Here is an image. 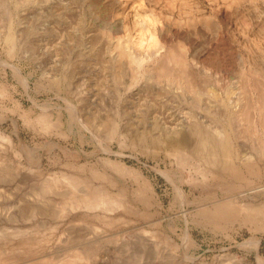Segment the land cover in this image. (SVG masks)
Instances as JSON below:
<instances>
[{
    "label": "rangeland",
    "instance_id": "rangeland-1",
    "mask_svg": "<svg viewBox=\"0 0 264 264\" xmlns=\"http://www.w3.org/2000/svg\"><path fill=\"white\" fill-rule=\"evenodd\" d=\"M0 17V33L15 34L13 47L0 42V264H264V224L216 201L264 199V0H0ZM43 114L60 124L44 128ZM186 121L224 129L255 163L236 160L211 178L218 186H200L157 148ZM98 186L132 209L69 205Z\"/></svg>",
    "mask_w": 264,
    "mask_h": 264
},
{
    "label": "bare ground",
    "instance_id": "bare-ground-1",
    "mask_svg": "<svg viewBox=\"0 0 264 264\" xmlns=\"http://www.w3.org/2000/svg\"><path fill=\"white\" fill-rule=\"evenodd\" d=\"M1 18V17H0ZM1 20V19H0ZM6 27V26H5ZM7 29H8V27H7ZM2 29H0V31H1ZM17 36V35H16ZM14 37H15V34H14V32L11 30V29H9L6 33H4V34H2V33H0V42L2 43V41L5 43L6 42V44H8V46L9 47H13L14 46V44H15V40H14ZM17 37H19V36H17ZM152 39V38H151ZM17 40V39H16ZM150 42H151V40H150ZM154 45H155V51H157V53L162 49V44H159L158 43V41L157 42H155L154 43ZM2 47V46H1ZM169 48V47H168ZM10 49V48H9ZM15 49V48H14ZM13 50V49H12ZM165 50V49H164ZM168 52H171V49H168ZM173 52V51H172ZM156 53V54H157ZM168 54V53H167ZM171 54H173V53H171ZM170 54V56H172ZM148 55V54H147ZM169 55V54H168ZM180 55H181V52H180ZM174 56H176L175 54H174ZM143 57V56H142ZM173 57V56H172ZM147 58V57H146ZM164 58V57H163ZM177 60L176 59H174V60H176L178 63H179V65H180V67H182L181 69H180V71L182 72V74L184 75L183 76V78L185 79V80H182L183 81V83H185V86H186V84L188 85V84H191V83H193L194 84V82H195V80H196V78H195V80H193L194 79V77L192 76L193 74H191V72H189L188 71V69H189V67H188V69L186 68V61H185V58L184 57H178V55H177ZM196 58V57H195ZM141 59V58H140ZM144 59V58H143ZM165 59V58H164ZM170 59V58H169ZM172 59V58H171ZM139 60V59H138ZM167 60V59H166ZM166 60H164V61H166ZM1 61V60H0ZM3 62V61H2ZM167 62V61H166ZM187 62H188V60H187ZM197 62V61H196ZM3 63H6V65L8 64L6 61H4ZM3 63H0V64H3ZM169 63V62H168ZM177 63V64H178ZM170 64V63H169ZM152 65H154V64H152ZM9 66H10V64H9ZM12 66V65H11ZM149 66V65H148ZM159 66H160V69L164 72H168V69H166L165 67H164V64H159ZM167 66H171V65H168L167 64ZM12 67H14L13 69H14V71H15V74L16 75H19V69H18V66H12ZM154 68V67H153ZM170 68V67H169ZM156 69V68H155ZM172 69V68H171ZM170 69V70H171ZM174 69V68H173ZM148 70V69H147ZM160 71V70H159ZM175 71V70H174ZM195 71V70H194ZM157 72V71H156ZM163 72H161L160 74H162ZM177 72H178V70H177ZM177 72H175V75H176V73ZM174 73V72H173ZM180 73V72H179ZM166 74V73H165ZM171 74V73H170ZM54 76H55V73L53 74ZM57 75V74H56ZM69 75V74H68ZM51 76V75H50ZM62 76H64V75H62ZM161 76V75H160ZM165 76V75H164ZM170 76V75H169ZM171 77H172V75H171ZM55 78V77H54ZM170 78V77H169ZM181 78V77H180ZM248 78H249V76H248ZM177 79V78H176ZM198 79V78H197ZM243 79H245V78H243ZM181 80V79H180ZM194 81V82H193ZM245 83V82H244ZM175 84H177V83H175ZM179 84V83H178ZM177 84V85H178ZM246 84V83H245ZM245 84H243V85H245ZM180 86V85H179ZM184 86V85H183ZM181 87V86H180ZM189 87V86H188ZM191 87V86H190ZM194 87V86H193ZM243 87V86H242ZM6 88V87H5ZM248 87H246V89H247ZM2 89V88H1ZM186 89H188V88H186ZM244 89H245V87H244ZM243 90V89H242ZM251 91V90H250ZM263 91V90H262ZM248 92V91H247ZM246 92V93H247ZM261 93H263V92H261ZM248 95L250 94V93H247ZM262 95H264V94H262ZM243 96L244 95H242V98H243ZM236 97V96H235ZM246 97V96H245ZM239 99H240V97H238ZM237 98V99H238ZM233 99V98H232ZM249 99V98H248ZM261 99H262V96H261ZM245 101H247V100H245ZM263 101V100H262ZM15 102V101H14ZM243 103H244V101H242ZM261 102V101H260ZM247 104H248V102H247ZM250 104H252V103H250ZM249 104V105H250ZM241 106L243 105V104H240ZM263 105V104H262ZM130 106H131V104H130ZM244 106V105H243ZM247 106V105H246ZM264 106V105H263ZM16 107L18 108V105L16 104ZM20 107V106H19ZM133 107H135V106H133ZM248 107V106H247ZM250 107V106H249ZM248 107V108H249ZM243 108V107H242ZM242 108H241V110H242ZM246 108V107H245ZM76 109V108H75ZM143 109H145V108H143ZM185 109V108H184ZM244 109V108H243ZM247 109V108H246ZM260 109V108H259ZM181 110V109H180ZM250 110V109H249ZM69 111V110H68ZM185 111V110H184ZM187 111V110H186ZM189 111V110H188ZM73 112V111H72ZM144 112V111H143ZM190 112V111H189ZM188 112V113H189ZM192 112V111H191ZM243 112V111H242ZM241 112V114H240V116L243 114ZM43 113V112H42ZM44 113H45V111H44ZM48 113V112H47ZM74 113V112H73ZM183 113V112H182ZM181 113V114H182ZM185 113V112H184ZM183 113V114H184ZM253 113V112H252ZM264 113V112H263ZM69 114H71V113H69ZM187 114V113H186ZM185 114V115H186ZM250 114H251V112H250ZM261 114V113H260ZM46 115V116H45ZM43 114V115H41L40 117H39V121H40V123H41V125L44 127V128H48L49 126H54V125H58V124H60V121L58 120V119H53V120H51V118H49L48 116H47V114ZM75 115V114H74ZM73 115V116H74ZM239 115V114H238ZM253 115V114H252ZM251 115V116H252ZM51 116V115H50ZM182 116V115H181ZM188 116H190V115H187V119H190ZM198 116V115H197ZM248 116H250V115H248ZM261 116H263V115H261ZM58 117V116H57ZM72 117V116H71ZM84 117V116H83ZM82 117V118H83ZM182 117H184V116H182ZM191 117V116H190ZM195 117V116H194ZM186 118V117H185ZM192 118V117H191ZM197 118V117H196ZM252 118V117H251ZM74 119H75V117H74ZM183 119V118H182ZM181 119V120H182ZM193 119V118H192ZM192 119H190L191 121H192ZM195 119V118H194ZM239 118L237 117V115H235L234 116V120H235V122L236 123H238L237 121H239L238 120ZM100 120V119H99ZM99 120H97V121H99ZM185 119H183L182 121H184ZM204 120V119H203ZM208 120V119H207ZM255 120V119H254ZM92 121H93V119H92ZM102 121V120H101ZM196 121H198V120H196ZM86 122V121H85ZM205 122V121H204ZM246 122V121H245ZM250 122V124H253V123H251V121H249ZM83 123V122H82ZM102 123V122H101ZM206 123V122H205ZM208 123H209V121H208ZM87 125L89 124V123H86ZM95 124V123H94ZM201 124H202V122H201ZM210 124V123H209ZM221 124V123H220ZM246 124V123H245ZM86 125V126H87ZM110 125V124H109ZM119 125V124H118ZM85 126V127H86ZM90 126V125H89ZM181 126V125H180ZM184 126H185V128H186V131L185 132H183L182 130H175V131H173V132H171V133H168L167 132V134L162 138L161 137V139H157V142H158V146H157V148H159V147H161V148H164V150H165V152L166 153H168L169 154V156L171 155L173 158H169V159H175L176 160V162H177V164H179V165H181V166H187V168L188 167H193L194 169H195V172H197V174L198 175H193V176H195L194 177V181L195 182H199V184H200V186H203V187H208V186H212L214 183L211 181L212 179V177L214 178V177H216L220 172H221V170L223 169V168H229L230 166H236L237 164H236V160L238 161V163L240 162V163H242L243 165H249L250 163H252V162H254L255 163V158L256 157H252V156H250V155H245V154H240V152L239 151H237V148H232V143H231V135H229V134H227V132L224 130V129H222V128H219V126H218V128H210V126L209 127H207V126H203V125H198L197 123H191L190 121H186V124H184ZM223 126H225V125H223ZM247 126V125H246ZM250 126V125H249ZM58 127H60V125L58 126ZM156 127V126H155ZM215 127V126H214ZM230 127V126H229ZM239 127V126H238ZM97 128H99V127H97ZM232 128V127H231ZM58 130V129H57ZM93 130V129H92ZM91 130V131H92ZM128 130V129H127ZM232 130V129H231ZM94 131V130H93ZM107 131V130H106ZM113 134H117V133H120L121 132V130L119 131L117 128H112V131H111ZM239 132V131H238ZM7 133V132H6ZM92 133V132H91ZM94 133V132H93ZM230 133V132H229ZM0 134H2V131H1V133ZM10 134V133H9ZM96 134V133H95ZM94 134V135H95ZM123 134V133H122ZM121 134V135H122ZM161 134V133H160ZM162 135V134H161ZM164 135V134H163ZM96 136V135H95ZM2 137H4L5 139H6V141L7 142H10L11 143V145H14V144H12V137L10 136V135H4L3 134V136ZM143 137V136H142ZM115 138V137H114ZM237 138V137H236ZM123 139V138H122ZM126 139H127V137H126ZM152 139V138H151ZM117 140H119V139H116V141ZM15 141V140H14ZM126 142V141H125ZM232 142H234V141H232ZM130 143V142H129ZM8 144V143H7ZM124 144V143H123ZM139 144V143H138ZM147 144V143H146ZM261 145V144H260ZM15 146V145H14ZM14 146H13V149H14ZM146 146V145H145ZM236 146V145H235ZM8 147H10L11 148V146H8ZM141 147V146H140ZM107 148L108 149H110L109 148V146H107ZM140 149H142V148H140ZM108 151H110V150H108ZM112 151V150H111ZM263 151V150H262ZM19 152V151H18ZM17 152V153H18ZM16 153V154H17ZM242 153H244V152H242ZM15 154V153H14ZM165 154V153H164ZM256 155V154H255ZM110 156V155H109ZM168 156V155H167ZM254 156V155H253ZM257 156H259V155H257ZM261 156V155H260ZM259 156V157H260ZM264 156V155H263ZM261 158V157H260ZM105 160H107V159H105ZM109 160H111V159H109ZM112 161V164H110V165H112V166H114V168L116 169V170H120V171H123V170H126V169H128V164L126 165V164H124V163H122V162H120V161H117V160H111ZM106 162V161H105ZM174 162V161H173ZM173 162H171V163H173ZM254 163H252V164H254ZM67 163H65L64 165H66ZM78 166H79V164H77ZM105 165H106V163H105ZM104 165V166H105ZM174 165V164H173ZM179 165H177V166H179ZM80 166H82L81 164H80ZM79 166V168H83V167H80ZM103 166V167H104ZM174 166H176V165H174ZM181 166H179V167H181ZM244 166V167H245ZM240 167V166H239ZM92 168V167H91ZM94 168V167H93ZM108 168V167H107ZM69 169V168H68ZM100 169V168H99ZM136 169V168H135ZM186 169V168H185ZM189 169V168H188ZM230 169H232V168H230ZM235 169H236V167H235ZM235 169H232V170H235ZM67 170V169H66ZM71 170V169H70ZM93 170H95V169H93ZM96 170H98V169H96ZM104 170V169H103ZM137 170V169H136ZM187 170V169H186ZM92 171V170H91ZM90 171V172H91ZM183 171V170H182ZM238 171V170H237ZM60 172H62V171H60ZM128 172V171H127ZM130 172V171H129ZM191 172H192V170H191ZM230 172V171H229ZM233 172H235V171H233ZM64 173V172H63ZM62 173V174H63ZM95 172H93V174H94ZM101 173V172H100ZM136 173V172H135ZM134 173V174H135ZM141 173V172H140ZM188 173L191 175V173H190V171H188ZM96 174V173H95ZM102 174H105L104 172L102 173ZM138 174V173H137ZM226 174V173H225ZM98 175V174H97ZM100 175V174H99ZM112 175V174H111ZM188 175V174H187ZM186 175V176H187ZM56 176H58V175H56ZM93 176V175H92ZM105 176V175H104ZM140 176V175H139ZM189 176V175H188ZM59 177V176H58ZM100 177V176H99ZM102 177V176H101ZM191 177V176H190ZM222 177V176H221ZM54 178H57V177H54ZM106 178V177H105ZM59 179V181L60 182H62V183H64V184H66L67 186H71V187H73V188H75L76 186H77V183H78V179H77V177L75 176V175H69V174H64V175H61V178H58ZM80 179V178H79ZM142 179V178H141ZM170 179H171V177H170ZM185 179V178H184ZM221 179V178H220ZM112 180V179H111ZM148 180V179H147ZM192 180V179H191ZM191 180H190V182H191ZM215 180V179H214ZM213 180V181H214ZM83 181V180H82ZM89 181V180H88ZM193 181V182H194ZM224 181V180H223ZM84 182H86V181H84ZM83 182V183H84ZM90 182V181H89ZM112 182H114V181H112ZM91 183V182H90ZM116 183V182H115ZM140 183V182H139ZM148 183V182H147ZM187 183H189V182H187ZM218 183V182H217ZM216 183V184H217ZM221 183V182H220ZM98 184V183H97ZM100 184V183H99ZM108 184V183H107ZM114 184V183H113ZM145 184V183H144ZM191 184H193V183H191ZM197 184V183H196ZM219 184V183H218ZM60 185V184H59ZM81 185V184H80ZM93 185V184H92ZM96 185V184H95ZM101 185V184H100ZM115 185V184H114ZM113 185V186H114ZM147 185V184H146ZM145 185V186H146ZM198 185V184H197ZM196 185V186H197ZM63 186V185H62ZM116 186V185H115ZM193 186H195V185H193ZM216 186H218V185H215V186H212V187H216ZM58 187V186H57ZM65 187V186H64ZM70 187V188H71ZM82 187V186H81ZM143 187V186H142ZM146 187H148V186H146ZM152 187V186H151ZM198 187V186H197ZM66 188V187H65ZM69 188V189H70ZM89 188V187H88ZM109 188V187H108ZM175 188H176V190L179 192V193H181V194H184V193H186V191L181 187V186H175ZM191 188V187H190ZM200 189H201V187H199ZM62 189H63V187H62ZM68 189V190H69ZM72 189V188H71ZM85 189V188H84ZM82 189V191H84V192H82L81 194H72V198H71V200L69 199V205L71 206V207H84L85 209L87 208V211H88V209L90 210V209H94V208H100V209H104V210H109V209H112V208H119V209H124V210H131L132 209V206H131V203L126 199V196H124L123 194H119V192L118 193H113L112 191H110V189L108 190L106 187H104V186H98V187H94L93 189H90V190H88V189ZM148 189V188H147ZM173 189H174V187H173ZM229 189V188H228ZM67 190V189H66ZM149 190V189H148ZM152 191H153V189H151ZM203 190H205V189H203ZM63 191V190H62ZM118 191V190H117ZM121 191V190H120ZM123 191V190H122ZM176 191V192H177ZM66 192V191H65ZM127 192V191H126ZM139 192V191H138ZM148 192V191H147ZM175 192V193H176ZM60 193V192H59ZM72 193V192H71ZM120 193H123V192H120ZM132 193V192H131ZM142 192H140V194H141ZM144 193V192H143ZM61 194V193H60ZM65 194V193H64ZM36 195H38V194H36ZM66 195V194H65ZM132 195V194H131ZM135 195V194H134ZM242 195H244V196H246V198H239V197H235L234 195L233 196H227V197H225V198H220V199H217L216 201H222V204H223V206H224V209L223 210H234L236 213H239V214H243L244 215V217H247L248 219H249V221L253 224L255 221V223H259V224H264V199L262 198V199H256V198H259V197H256V198H250V197H248L247 195H245V194H242ZM179 196V195H178ZM251 196H253V195H251ZM151 197V196H150ZM35 198V197H34ZM39 198V197H38ZM134 198V197H133ZM141 198H142V195H141ZM181 198V197H180ZM145 199V198H144ZM146 199H147V197H146ZM36 200V199H35ZM33 201V200H32ZM35 202V201H34ZM185 202H186V200H185ZM27 203V202H26ZM32 203V202H31ZM64 203H65V201H64ZM144 203V202H143ZM29 204V203H28ZM28 204H26V205H28ZM38 204V203H37ZM63 204V203H62ZM68 205V204H67ZM35 206V205H34ZM30 207H32V205L30 206ZM29 207V208H30ZM66 207V206H65ZM27 208V207H26ZM66 208H69V207H66ZM83 208V209H84ZM65 209V208H64ZM71 209V208H70ZM79 209V208H78ZM82 209V210H83ZM84 209V210H85ZM26 210H28V208L26 209ZM75 210H77V209H75ZM93 211V210H92ZM96 211V210H95ZM98 211V210H97ZM32 212V211H31ZM62 212V211H61ZM88 213V212H87ZM91 213V212H90ZM94 213V212H93ZM95 213H97V212H95ZM121 213V212H120ZM200 213V212H199ZM89 214V213H88ZM102 214V213H101ZM196 214V213H195ZM97 215H99V214H97ZM123 215H121V217H122ZM55 217H56V215H55ZM58 217V216H57ZM99 218V217H98ZM101 218V217H100ZM123 218V217H122ZM175 218V217H174ZM108 219V218H107ZM113 219V218H112ZM111 219V220H112ZM100 220V219H99ZM104 220V219H103ZM110 220V219H109ZM110 220V221H111ZM122 220V219H121ZM145 220V219H144ZM107 221V220H106ZM147 221V220H146ZM116 222V221H115ZM144 222V221H143ZM160 222V221H159ZM263 222V223H262ZM104 223H105V221H104ZM109 223V222H108ZM170 223V222H169ZM147 224V223H146ZM155 224V226H156V222L154 223ZM159 224V223H158ZM158 224H157V226H158ZM51 225V224H50ZM52 226V225H51ZM156 226V227H157ZM4 228V227H3ZM13 228V227H12ZM5 229V228H4ZM7 229V228H6ZM78 229V228H77ZM81 228H79V230H80ZM83 229V228H82ZM82 229L80 230V231H82ZM11 230V229H10ZM72 230V229H71ZM76 230V229H75ZM74 230V231H75ZM78 230V231H79ZM0 231H2L3 232V234H4V231L1 229ZM6 231V230H5ZM28 231V230H27ZM73 231V232H74ZM155 231V230H154ZM154 231H153V233H154ZM11 232V231H10ZM70 232V231H69ZM77 232V231H76ZM159 232V231H158ZM7 233V232H6ZM71 233V232H70ZM83 233V232H82ZM160 233V232H159ZM86 234H87V232H86ZM151 234V233H150ZM156 234H157V232H156ZM10 235V234H9ZM20 235H22V234H20ZM26 235V234H25ZM35 235V234H34ZM78 235V234H77ZM82 235H84V234H82ZM154 235V234H153ZM159 235V234H158ZM157 235V236H158ZM168 235H169V233H168ZM168 235H166L165 234V237H168ZM10 236H12V235H10ZM27 236V235H26ZM86 236V235H85ZM155 236V235H154ZM156 236V237H157ZM2 237V236H1ZM18 237H19V235H18ZM23 237H24V234H23ZM6 238H8L7 236H6ZM11 238V237H10ZM13 238V237H12ZM35 238H38V237H35ZM80 238H81V236H80ZM160 239V237H157V239ZM163 238V237H162ZM185 238V237H184ZM82 239H84L83 237H82ZM171 240H172V237L170 238ZM169 239V240H170ZM71 240V239H70ZM77 240H79V238L77 239ZM81 240V239H80ZM167 240V239H166ZM170 240V241H171ZM184 240V239H183ZM249 241V240H248ZM164 242V241H163ZM167 242H169V241H167ZM253 242V241H252ZM256 242V240L254 241V243ZM66 243V242H65ZM170 243V242H169ZM174 243V242H173ZM249 243V242H248ZM250 243H251V241H250ZM58 245H62V244H58ZM66 245V244H65ZM256 245V244H255ZM17 246V245H16ZM16 246H14V247H16ZM55 246V245H54ZM53 246V247H54ZM79 246V245H78ZM78 246H76V247H78ZM81 246V245H80ZM83 246V245H82ZM254 246V245H253ZM58 247V246H57ZM71 247H72V245H71ZM70 247V248H71ZM252 247V246H251ZM256 247V246H255ZM17 248H18V246H17ZM49 248H52V247H49ZM55 248V247H54ZM60 248V247H59ZM68 249H70L69 247H67ZM66 248V249H67ZM78 248H80V250L81 249H83L82 247H78ZM14 249V248H13ZM64 249V248H63ZM73 249V248H72ZM72 249H70V250H72ZM76 250H77V248H75ZM80 250H78V251H80ZM89 250V249H88ZM87 250V251H88ZM256 250V249H255ZM19 251V250H18ZM69 251V250H68ZM78 251H77V253H78ZM86 251V252H87ZM91 251V250H90ZM257 251V250H256ZM2 252V251H1ZM0 252V253H1ZM63 252V251H62ZM65 252H67V251H65ZM83 252H85V251H83ZM82 252V253H83ZM89 252V251H88ZM161 252V251H160ZM74 253V252H73ZM76 253V254H77ZM80 253H81V251H80ZM162 253V252H161ZM257 253V252H256ZM55 254V253H54ZM58 254H59V252H58ZM75 254V253H74ZM87 254V253H86ZM155 254H156V252H155ZM164 254V253H163ZM163 254H162V256H163ZM57 255V254H56ZM68 255V254H67ZM72 255V254H71ZM82 255V254H81ZM159 254H157V256H158ZM161 255V254H160ZM59 256H61V255H59ZM58 256V257H59ZM83 256V255H82ZM81 256V257H82ZM1 257V256H0ZM74 257V256H73ZM54 258V257H53ZM56 258V257H55ZM69 258H72V257H69ZM75 258V257H74ZM77 258H78V256H77ZM62 259V258H61ZM61 259H58V260H61ZM65 259V258H64ZM64 259H62V260H64ZM263 259V258H262ZM53 260H55V259H53ZM61 260V261H62ZM71 260V259H70ZM65 261V260H64ZM67 261V260H66ZM66 261H65V264H66ZM263 260H261L260 258H257V262L260 264L261 262H262ZM55 262V261H54ZM68 262H71V261H68ZM2 263V262H1ZM5 263V262H4ZM47 263V262H46ZM45 263V264H46ZM52 263V262H51ZM240 263V262H239ZM242 263V262H241ZM248 263V262H247ZM3 264V263H2ZM26 264V263H25ZM33 264V263H32ZM35 264V263H34ZM54 264V263H53ZM57 264V263H56ZM71 264V263H70ZM249 264H251V263H249Z\"/></svg>",
    "mask_w": 264,
    "mask_h": 264
}]
</instances>
